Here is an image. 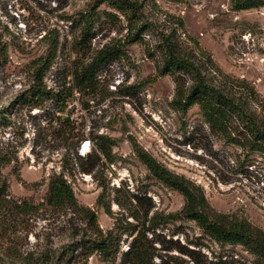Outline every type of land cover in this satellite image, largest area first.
Returning a JSON list of instances; mask_svg holds the SVG:
<instances>
[{
	"label": "rangeland",
	"instance_id": "obj_1",
	"mask_svg": "<svg viewBox=\"0 0 264 264\" xmlns=\"http://www.w3.org/2000/svg\"><path fill=\"white\" fill-rule=\"evenodd\" d=\"M134 1L146 26L141 42L126 45L128 24L106 4L85 22L90 0H0V192L5 187L14 203L33 204L24 213L22 205L0 212V264H128L123 254L137 233L151 252L147 264H260L184 218L182 196L148 172L134 147L199 188L212 215L246 221L264 235V155L242 149L229 131L211 129L198 106L175 109L173 77L156 73L161 40L169 37L209 83L263 113L264 7ZM112 45L123 54L97 70L90 88L72 89V71ZM47 55L43 85L56 96L23 104L32 63ZM101 135L111 141L109 160L95 146ZM54 174L112 237L108 255L82 246L94 238L82 212L39 205Z\"/></svg>",
	"mask_w": 264,
	"mask_h": 264
},
{
	"label": "trees",
	"instance_id": "obj_2",
	"mask_svg": "<svg viewBox=\"0 0 264 264\" xmlns=\"http://www.w3.org/2000/svg\"><path fill=\"white\" fill-rule=\"evenodd\" d=\"M236 11L264 7V0H232ZM106 4L122 16L128 24V34L123 43L131 45L142 41L146 24L141 23L140 5L134 0H90L86 12L89 21L100 5ZM116 18V17H115ZM89 29L82 31L87 35ZM162 57L156 68L157 76L173 77L176 91L172 105L179 111H186L196 105L203 114L205 122L211 129H218L233 135L231 140L247 152L264 155V112L255 113L243 98L228 93L222 88L209 83L202 73L201 66L193 58L179 53L176 43L169 37L161 40ZM123 54L117 46H105L94 54L89 63L80 65L72 71V89L86 90L92 86L97 70L109 59ZM49 55L38 58L32 63L34 68L33 84L28 91L21 95L23 104L31 107L39 106L44 100L55 98L56 94L47 90L43 85V74L50 67ZM110 140L106 136H97L95 146L97 151L106 159L110 156ZM137 158L144 164L148 172L162 185L176 191L184 200L182 215L194 222L197 227L210 239L218 244L238 245L264 264V235L251 224L242 220L230 219L224 215H212L208 201L203 192L182 177L172 174L160 165L152 156L142 149L134 147ZM99 157L97 156V160ZM4 157L0 153V164ZM10 205H22L21 212L32 209L33 204H17L7 198L5 187L0 192V212L6 211ZM46 205L53 212L72 210L82 212L87 222L93 228V239H85L91 252L108 255L113 239L104 236L96 225L93 212L79 209L73 191L61 174H54L48 184ZM65 255V261L69 258ZM151 257L149 247L143 243L141 233H137L124 252L123 258L128 264H147Z\"/></svg>",
	"mask_w": 264,
	"mask_h": 264
}]
</instances>
